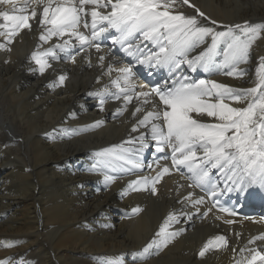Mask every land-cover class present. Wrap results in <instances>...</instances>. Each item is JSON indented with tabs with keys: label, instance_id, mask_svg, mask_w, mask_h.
<instances>
[{
	"label": "bare ground",
	"instance_id": "1",
	"mask_svg": "<svg viewBox=\"0 0 264 264\" xmlns=\"http://www.w3.org/2000/svg\"><path fill=\"white\" fill-rule=\"evenodd\" d=\"M237 1L247 8H239ZM191 2L195 5L193 10L178 5L176 11L192 16L197 15L196 8H199L208 17H198L201 24L216 31H226L228 25L242 26L245 22L259 25L258 20L264 19V0ZM87 19L90 24V16ZM213 20L217 23L213 24ZM81 31L87 33L90 28L81 27ZM233 31L239 33L240 29L233 27ZM39 34L38 27L32 32L24 30L12 45L11 53L0 51V261L4 264L9 260L11 264H28L31 260L36 264H229L231 246L229 250L210 251L203 259L198 256L202 244L219 235L221 230L231 243L240 233L243 239L237 240L236 245L264 249V240L259 239L264 236V223L257 218L233 220L232 224L226 223L229 219L212 215L202 218L190 205L177 203L189 193L188 187L181 188L182 182L177 183V189H181L178 192L175 189L176 195H169V182H175L174 176L164 177L155 196L145 192L121 195L128 181L136 178L132 174L109 173L122 178L105 186L103 174L91 171L93 165L102 172L108 171L98 164L100 158L95 153L139 135L131 132L136 121L131 113L119 115V122L112 119L117 115L114 107L122 101L109 99L105 110L99 111L95 93L109 83V77L102 76L96 66L99 54L94 49L91 68L81 55L77 56L75 64L63 58L50 61L52 67L43 76L31 71L36 66L30 62V56L40 44ZM261 38V44L256 47L254 44L255 48L250 51L249 63L240 66L247 72L243 79L217 74L214 69L198 68L191 72L184 65L185 74L192 80L213 79L232 87L254 86L255 68L260 55L264 54V34ZM59 42L53 38L42 45L41 50ZM210 43L211 38H206V44ZM104 45L100 54L106 56V65L131 62L134 66L136 63L119 45L112 46L110 40L104 41ZM205 46L200 45L191 55L198 54ZM224 46L221 43L220 49ZM60 55L63 57L62 53ZM218 60H222V56ZM155 67L161 78H170L166 68ZM61 74L68 76L65 85L53 88ZM133 80L139 91L135 75ZM95 99L94 105L88 101ZM140 104L142 100L134 97L128 107L132 112ZM143 107L147 109L150 105ZM202 119L208 120L207 117ZM98 120L103 124L92 127ZM145 131L140 129V132ZM5 144L8 147L5 148ZM150 150H154V146L150 145ZM74 166L82 168L78 170ZM218 175L225 183L224 177ZM261 190L264 192L258 184L245 188V195L252 200L250 206H258ZM157 196L162 197L160 203L151 198ZM137 206L143 211L136 216L131 210ZM182 207L191 219L181 216V223L169 229H183L182 234L163 250L152 248L144 253L165 213H178ZM200 211L204 212L201 207ZM205 223L214 224L217 232L210 235ZM254 235H258L255 243L250 244L247 240Z\"/></svg>",
	"mask_w": 264,
	"mask_h": 264
},
{
	"label": "snow or ice",
	"instance_id": "2",
	"mask_svg": "<svg viewBox=\"0 0 264 264\" xmlns=\"http://www.w3.org/2000/svg\"><path fill=\"white\" fill-rule=\"evenodd\" d=\"M181 4L195 8L190 0H23L22 4L19 0H0V38H3L0 51L11 53L12 45L24 30L32 32L38 27L40 44L31 53L30 62L36 66L31 71H38L43 76L52 67L50 61L63 58L75 64L77 56L81 55L91 68L94 49L99 54L96 66L102 76L109 77V83L95 93L99 111L103 112L109 99H114L122 101L116 113L122 115L134 97L142 100V104L131 112L136 121L131 132L140 134L95 153L107 172H102L97 165L91 169L103 174L105 186L122 178L109 173L135 172L136 178L128 181L121 195L150 189L155 196L157 185L173 170L191 181L188 188H199L213 198L217 197L218 191H244L253 184L264 188V56L259 58L255 68L254 86L245 88L213 79L192 80L183 68L186 65L191 72L198 68L214 69L217 74L243 79L247 72L240 66L249 63L250 50L264 34V26L245 22L242 26L228 25L226 31H216L201 24L198 17H208L199 8H196L197 15L192 16L177 12V6ZM81 27L90 28V31H81ZM233 27L240 32H234ZM113 30L115 34L106 35ZM208 37L210 44H206ZM53 38L60 42L41 50L42 45ZM106 40H110L112 46L119 45L120 50L132 56L136 63L166 68L171 82L151 86L148 91L143 90L146 85H140L137 91L131 62L106 65V56L100 54ZM221 43L225 45L222 49ZM202 44L206 46L198 54L191 55ZM219 56L222 60H218ZM67 79L66 74L59 75L58 82L52 87H63ZM99 82L100 77L97 78ZM149 103L152 108L146 110L143 105ZM138 113L145 114L137 116ZM102 124L103 121L98 120L92 127ZM142 128L146 131L140 132ZM150 145L160 153L168 149L170 155L158 158L154 161L155 166L145 165L142 153ZM160 159H170L171 166L162 165ZM145 166L155 174L143 175ZM212 170L224 177L223 189L212 181ZM193 197L194 194L189 192L177 203L188 204L202 218H207L212 208L200 211L205 197ZM218 205L219 201L214 200L213 207ZM218 210L235 214L223 207ZM131 211L137 215L143 209L137 206ZM181 216L191 219L183 207L178 213H169L155 237L145 246L144 253L152 248L163 250L181 235L183 229L169 231L174 224L181 223ZM226 223L234 221L229 219ZM236 236L239 238L240 233ZM259 239L264 240V236ZM249 243H255V239ZM221 250H229V241L223 235H216L202 244L198 256L203 259L210 251ZM230 250L233 254L237 251L236 248ZM239 253V258L234 255V264H264V249L242 247ZM0 264L4 262L0 261ZM8 264H11L10 260Z\"/></svg>",
	"mask_w": 264,
	"mask_h": 264
},
{
	"label": "rangeland",
	"instance_id": "3",
	"mask_svg": "<svg viewBox=\"0 0 264 264\" xmlns=\"http://www.w3.org/2000/svg\"><path fill=\"white\" fill-rule=\"evenodd\" d=\"M237 6H239V8H247L246 5H244L242 2H238L237 1ZM258 22H261V23H264V19L263 20H258ZM259 24L260 26H264V24ZM260 40V41H259ZM261 41H262V38L258 39L253 45L256 47V45H260L261 44ZM258 43V44H257ZM254 46H252L251 50H253V48H255ZM250 50V51H251ZM261 57L264 56V54H261L260 55ZM258 64V63H257Z\"/></svg>",
	"mask_w": 264,
	"mask_h": 264
}]
</instances>
